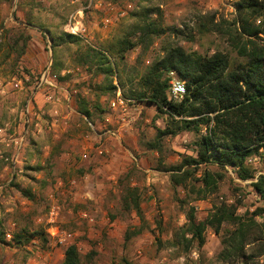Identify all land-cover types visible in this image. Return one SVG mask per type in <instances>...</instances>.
I'll list each match as a JSON object with an SVG mask.
<instances>
[{"label":"rangeland","instance_id":"374dc122","mask_svg":"<svg viewBox=\"0 0 264 264\" xmlns=\"http://www.w3.org/2000/svg\"><path fill=\"white\" fill-rule=\"evenodd\" d=\"M257 1L262 4V17L252 22L261 32L255 41L264 47V0ZM239 2L0 0L1 82L8 84L19 70L31 77L42 74L53 59L49 35L28 26V18L65 37L71 15L82 11L84 45L111 55L118 64L123 95L135 101L122 123L110 111L114 93L105 90L104 76L81 65L78 46H61L62 74L66 73L61 84L78 94L72 102L59 95L64 120L28 146L18 189L5 191L11 183V165L0 161V264H62L66 248L73 244L83 264H264V213L255 215L264 210V200L250 187L252 181L243 182L230 169L211 166L208 169L213 173L223 174L218 192L207 196L201 193L199 180L204 167L186 187L175 188L168 170L181 165L184 156L192 155L191 147L200 135L182 132L163 138L159 150L151 149L148 144L155 142L157 130L165 129L171 121L155 107L134 99L144 91L143 76L169 46L202 56L223 53L242 60L236 49L240 42ZM66 17L68 21L62 26ZM148 23L166 28L165 34L143 36L142 29ZM21 36L30 40L15 68L14 56L3 60L13 38ZM124 40L139 44L120 60L119 42ZM27 95L26 90L0 93V126L7 129L8 136L21 124ZM80 95L93 112L95 125L80 114ZM107 130L112 133L105 134ZM10 149L5 146L2 151L9 155ZM248 163L255 171V181L264 176V149L261 156L250 158ZM27 166L39 168V172L27 170ZM130 189L140 194L141 216L132 206L127 207L125 198ZM26 191L31 197L25 195ZM238 201L240 224L225 222L219 234L208 228L202 247L191 242L192 235L187 231L191 213L197 222H203L216 207ZM240 228L245 237L243 250H237L234 243L230 245L233 233ZM40 232L47 242L33 237ZM49 232L66 234L67 238L61 244ZM128 233L131 238L127 241Z\"/></svg>","mask_w":264,"mask_h":264},{"label":"trees","instance_id":"16d2710c","mask_svg":"<svg viewBox=\"0 0 264 264\" xmlns=\"http://www.w3.org/2000/svg\"><path fill=\"white\" fill-rule=\"evenodd\" d=\"M238 6L239 38L240 42L241 39H245V42L241 44L239 42L236 49L242 60H233L223 53L202 56L197 52H187L179 46H169L164 49L163 56L143 76L144 91L136 94L134 99L155 107L161 115L167 116L171 121L165 129L157 130L155 142L148 144L151 149L159 150L163 138L174 137L182 132H195L200 135L199 141L191 147L192 155L184 156L181 165L168 170L171 172L170 180L175 188L186 187L187 181L197 175L200 167H204L202 178L199 180L203 187L201 193L207 196L218 192L223 174L213 173L208 169L216 166L224 171L230 169L236 178L243 182L252 181L250 187L264 200V176H259L255 181V171L248 163L250 158L261 156L264 149V47L255 41L261 32L252 22L262 17L263 8L257 0H241ZM67 21L68 17L64 19L62 26H65ZM34 23L30 18L26 20L28 26L38 28L49 35L53 58L51 71L52 74L59 76L60 83L64 79L61 76L63 67L59 57L60 48L63 45L68 47L75 45L79 48L81 65L88 71L89 69L98 71L97 76L103 75L106 81L105 90L113 95L115 86L112 77L118 72V64L106 50L84 45L79 37L71 34H65L63 37L49 27ZM142 31H145L143 36L147 34L161 36L165 34L166 28L148 23ZM29 40V37L22 36L13 38V44L3 62L14 56V67L17 68L27 52ZM141 42H144V39ZM138 44L128 40L120 41V60H124L127 52L135 49ZM171 71H175L179 79L186 84V94L180 101L169 100L168 97L167 74ZM19 74L20 77L24 74L29 75L22 70H19ZM78 100L80 114L95 125L96 118L87 107L84 97L80 95ZM32 137V135L28 137L30 144L33 142ZM186 166L189 168L185 169ZM26 169L39 172V168L27 166ZM17 179L15 176L10 185L5 187V191L13 187L18 189ZM26 193L27 197H31L30 192ZM125 202L127 207L132 206L138 215H142V200L136 190H127ZM239 203L240 201L235 205L222 204L216 207L215 212L203 222H197L191 213L187 230L192 235L191 242L193 240L202 247L208 228H213L215 233L219 234L225 222L240 224L241 218L236 215ZM261 212L264 213V210H259L255 215ZM2 235L0 233V237ZM36 235L47 242L43 232L35 233L33 237L36 238ZM233 235L230 245L234 243L237 250H243L244 232L240 228ZM130 238L131 235L128 233L126 240ZM62 264H83L76 245L66 248Z\"/></svg>","mask_w":264,"mask_h":264},{"label":"built area","instance_id":"2783aa9c","mask_svg":"<svg viewBox=\"0 0 264 264\" xmlns=\"http://www.w3.org/2000/svg\"><path fill=\"white\" fill-rule=\"evenodd\" d=\"M82 17V11L71 15L69 22L66 25V31L68 34L84 39L83 37L86 33V30L84 29L81 21ZM109 21L110 20H107L106 22ZM52 65L53 61L51 59L45 71L42 74L35 76L34 79L30 78L29 75L24 74L23 77L15 75L10 79V81H8V84L0 81L1 94L5 95L9 91H13L15 93L24 90L28 91V99L22 111L23 128L21 133L13 132L8 136L7 129L0 126V137H4L6 141H11L15 149L14 152H16L11 159H7V162H10L11 166L13 165V167L17 164V160L19 159L18 155L27 143L28 137L31 133L36 135L43 134L46 131L56 128L60 122L64 120L63 115L59 110L62 102V98L59 97V95H65L67 97V101L72 102V100L78 94L77 90L69 92V90L58 81L59 76L52 74ZM65 75L66 73L62 74L61 76L63 77ZM168 79L169 100H182L186 94L185 82L179 79L175 71H171L168 74ZM112 80L115 86V91L114 96L109 103V108L112 113H116L119 116V119L122 123H125L126 117L129 114L130 105L134 104L135 101L128 99L123 95L122 89L119 85L117 72L113 75ZM38 94L44 95L45 105L49 106L48 111H45L46 113L43 109L38 107L36 100V96ZM110 133H112L110 130L105 132V134ZM84 158H87V155H84ZM53 214L54 213H52V215ZM51 221H53V219ZM52 229L54 228H51V230ZM49 233L52 237H56L58 242L61 244H63L67 238L66 234H62L61 236V233H59L56 236L55 233Z\"/></svg>","mask_w":264,"mask_h":264},{"label":"crops","instance_id":"0c3cea01","mask_svg":"<svg viewBox=\"0 0 264 264\" xmlns=\"http://www.w3.org/2000/svg\"><path fill=\"white\" fill-rule=\"evenodd\" d=\"M50 53L52 55L51 49H50ZM29 77L31 78V76H29ZM36 100H37V103H38V107L39 108L43 109L44 111H48V109H49L48 107L49 106L45 105L44 95H39L38 94L36 96ZM12 113H15V110H12ZM19 122H21V124H19V126H18L17 129L14 128V130H13V132L15 131L14 133L18 132L17 130H19V133H21V131H22V128H23V126H22L23 125L22 119L21 120L19 119ZM46 132H48V131H46ZM31 135L33 136L32 137V140L35 141V139H36L35 137H38V136H40L42 134L36 135L34 133H31L30 136ZM29 145H30V142L28 141L25 144V146L23 147V149L21 150L20 154L18 155L19 156V159L17 160V164L14 167L12 165L11 167L8 168L12 172V178H11L10 182L13 180V178L15 176L18 178L17 181L19 180V175H20L19 173L22 172V170H21L20 167H21V164L23 163V161H25V159H26L25 158V153H26V150H27V148H28ZM5 146L8 147V148H12V150L10 149L11 151H10V154L9 155H5L3 153V151H2V148L4 149ZM13 149H14V147H13L11 141H6V139L4 137H0V161H2L4 163H9L10 164V162H7V159L8 158L11 159L13 157V155L16 153V152H14L15 149H14V151H13Z\"/></svg>","mask_w":264,"mask_h":264}]
</instances>
